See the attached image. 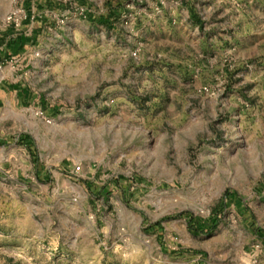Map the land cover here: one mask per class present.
I'll list each match as a JSON object with an SVG mask.
<instances>
[{
  "label": "rangeland",
  "instance_id": "374dc122",
  "mask_svg": "<svg viewBox=\"0 0 264 264\" xmlns=\"http://www.w3.org/2000/svg\"><path fill=\"white\" fill-rule=\"evenodd\" d=\"M186 8L216 38L264 14L262 0H0L1 32L23 10L16 31L36 34L0 58V264H264V43L201 41Z\"/></svg>",
  "mask_w": 264,
  "mask_h": 264
},
{
  "label": "trees",
  "instance_id": "16d2710c",
  "mask_svg": "<svg viewBox=\"0 0 264 264\" xmlns=\"http://www.w3.org/2000/svg\"><path fill=\"white\" fill-rule=\"evenodd\" d=\"M31 0H24V3L26 5V10H28V5L30 4ZM110 14L112 15H108V17H99L97 19V23L98 24H107L108 23V19H111L112 17H116L117 14L115 12V10L112 11V13L110 12ZM29 15H26L25 18V22L27 21ZM88 19H91V15L88 14L87 15ZM35 32H32V34L30 36H26L24 33H18L16 31V29L10 25L8 26V28L1 32L0 31V47L2 48V50L0 51V58L4 57H14L17 55H20L24 52V47L27 45H31L34 42L35 39ZM3 51V52H2ZM10 89L12 91H16V96L17 98H22L26 96V90L23 88H19L17 84L14 85H10ZM52 110L54 111V114H57L55 107L52 108ZM31 139L29 136H24L21 138V142L23 144H25L26 146H30L31 145ZM1 145H5L3 140H0V146ZM223 199H224V204L223 209L226 208V205L229 204H233L235 206V208H238L241 205V200L240 198H238L233 192H230L229 190H226L224 192L223 195ZM217 208H215L212 212L211 217L209 218V230H214L217 225H218V221H217ZM172 218L169 217H165L162 220L158 221L155 225L158 226L160 223L164 222V221H168ZM187 229L188 231L192 234V235H196V233H203V232H207V229L204 228V224L203 222L190 217L187 220ZM256 235L258 238H260V240L264 241V236H262L261 234H259V230L256 231Z\"/></svg>",
  "mask_w": 264,
  "mask_h": 264
},
{
  "label": "crops",
  "instance_id": "0c3cea01",
  "mask_svg": "<svg viewBox=\"0 0 264 264\" xmlns=\"http://www.w3.org/2000/svg\"><path fill=\"white\" fill-rule=\"evenodd\" d=\"M262 1L264 3V0H262ZM182 15H183V18L185 20L188 19L189 23L194 25L193 27H195L196 30L202 28V34H201L202 37L200 38L201 41L208 39L210 42L214 41V42H219L220 44L225 43L226 41H229V43H232L231 41H233L235 44H237V43L239 44L240 41H244V42L252 44V45H250V47H254V48H258L261 43H264V14L263 13L260 14V13L256 12V15L254 14L253 17L244 16V15L241 16L239 14L238 16H236V18H238V19L241 18L240 22H238L240 25L235 29L236 32H232L233 36L231 37L229 35L228 36L224 35V34H227V31H225L224 34L222 36H220V38H216L214 36L211 37L209 34H207V36H205V32H204L205 23L202 22L201 19L198 16H196L195 13L190 12L187 8H186L185 12L184 11L182 12ZM256 23H257V25H256ZM254 25H256V26H254ZM244 34H246V36ZM26 47L27 46H25L24 49ZM1 50H2V48L0 47V51ZM17 56H19V55H17ZM243 56L244 55H242V57ZM1 81H2V79L0 78V87L2 86ZM8 94H10V93L0 91V104L7 102ZM12 97H13L12 99H14V98L16 99L17 104L24 102V97L17 98L16 91H13ZM2 146L3 145H1L0 147H2ZM71 173H73V172H71ZM88 174H90V172H86L84 174L83 178L90 179V177L87 176ZM231 205L234 206L233 204H231ZM241 207H242V205H240L238 208H235V206H234L235 209H240Z\"/></svg>",
  "mask_w": 264,
  "mask_h": 264
},
{
  "label": "built area",
  "instance_id": "2783aa9c",
  "mask_svg": "<svg viewBox=\"0 0 264 264\" xmlns=\"http://www.w3.org/2000/svg\"><path fill=\"white\" fill-rule=\"evenodd\" d=\"M22 14H23V10H14V11H12L10 14H8V15L4 18L3 22H4V24H7L8 26L12 25L14 28H17V26L19 25L18 18H19L20 15H22ZM25 18H26V15H24V20H25ZM132 56L135 57V56H136V53L133 52V53H132ZM46 122H47V123H50L51 121H50L49 119H46ZM79 171H80V166H79V165L75 166V167L73 168V170H72V172H73L74 174H78Z\"/></svg>",
  "mask_w": 264,
  "mask_h": 264
}]
</instances>
